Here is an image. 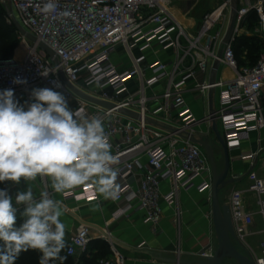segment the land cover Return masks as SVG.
Returning a JSON list of instances; mask_svg holds the SVG:
<instances>
[{
	"label": "built area",
	"instance_id": "obj_1",
	"mask_svg": "<svg viewBox=\"0 0 264 264\" xmlns=\"http://www.w3.org/2000/svg\"><path fill=\"white\" fill-rule=\"evenodd\" d=\"M230 1L222 0L206 12L197 31L190 33L170 14V0H53L55 9L47 14L41 11L47 0H3L18 18L10 16L6 21H15L33 41L29 44L20 35L24 49L20 60L0 59V91L13 89L26 109L33 88H52L64 94L71 110L103 120L118 161L114 167L119 170L118 198L107 199L116 207L114 220L137 211L154 232L162 204L174 208L179 217L180 193L196 191L211 202L209 157L195 141L212 132L215 122L228 152H240L241 142L257 133V150L240 156L250 166L247 186L232 190L227 205L238 241L245 243L254 236L250 232L253 216L244 210L245 194L255 196L264 226V175L252 171L257 159L264 169V137L260 136L264 132V51L249 65L245 55L240 57L241 64L233 50L241 36L264 40V0H237L234 33L229 44L223 45ZM251 14L257 17L252 34L248 29ZM167 52L170 57L160 59ZM215 64L227 68L232 78L196 80L197 73L204 75ZM15 77L27 83H13ZM66 83L112 108L83 99ZM189 92H196L198 98L217 92V107L197 117L186 99ZM203 125L205 131L199 129ZM0 190L7 191V186ZM63 197L81 204L100 200L90 184L67 190ZM261 235L260 255L251 252L254 264L264 261V228ZM89 242V228L82 226L69 239L66 255L85 254ZM199 256L210 257L211 249ZM99 264H124V259H101Z\"/></svg>",
	"mask_w": 264,
	"mask_h": 264
},
{
	"label": "clouds",
	"instance_id": "obj_2",
	"mask_svg": "<svg viewBox=\"0 0 264 264\" xmlns=\"http://www.w3.org/2000/svg\"><path fill=\"white\" fill-rule=\"evenodd\" d=\"M54 9L53 0H47L41 11L47 14ZM13 83L27 80L15 77ZM30 98L25 109L13 89L0 91V182L47 177L54 193L90 184L104 199H117L119 170L114 166L118 161L103 120L71 110L64 94L52 88H33ZM15 200L25 205L26 219L18 228L12 198L0 190V264H15L29 250L40 252L39 264H64L66 257L60 255L66 247L63 202L47 190L36 199L31 187L18 192Z\"/></svg>",
	"mask_w": 264,
	"mask_h": 264
},
{
	"label": "crops",
	"instance_id": "obj_3",
	"mask_svg": "<svg viewBox=\"0 0 264 264\" xmlns=\"http://www.w3.org/2000/svg\"><path fill=\"white\" fill-rule=\"evenodd\" d=\"M170 1V14L190 33L197 31L202 16L212 10V8L210 9L206 5L201 6V0H192L190 9L181 12L178 8L174 7L173 1ZM213 4L215 8L216 3ZM169 57L170 52H167V54H161L160 59H167ZM231 78L232 73L225 67H219L216 71L213 68L204 75L196 74V80L198 81L229 80ZM189 83L191 85L192 81H189ZM214 93H212V106L214 104ZM186 99L196 116L199 115L201 117L208 113L205 112L201 103H197L198 100L203 98H198L196 92H189L186 95ZM205 99L207 100L209 111L210 99L209 97ZM203 126L202 130L205 131L207 126ZM211 135H213L214 141L219 146L213 131L199 140L206 143L214 153L210 143L207 142V139ZM260 136L264 137V132H261ZM256 138L257 133L253 132L250 134L248 140L241 142L240 152H228L230 167L227 179L230 183L220 192L221 194L226 193V204L232 190L245 189L247 186L245 175L250 166L247 162L241 160L240 156L253 153L257 150ZM220 151L221 161L217 160L214 154L219 172L224 168L221 148ZM261 164L260 159H257L252 171H255L258 176L263 177L264 169ZM3 185L7 186V193L12 198L13 207L17 210L16 213L23 218H25L22 215L25 205L17 204L15 197L18 192H26L29 187L32 188L36 199H39L42 190H47L53 199L63 202L61 220L66 226V247L60 255H66L69 239L72 235L82 226L89 228L90 242L87 252L79 257H69L66 255V258L72 264H99L101 259H115L118 256L124 259V264H178L176 261H180L181 264H192L193 256H199L207 248L211 249L212 255L211 202L207 200L206 194H200L196 191L180 193L178 196V209L180 212L178 218L175 215L174 208L162 204L163 214L153 232L151 226L143 219L142 214L137 211L130 212L127 217L114 220L112 213L116 207L99 194L100 200L97 203L81 204L72 200H65L63 193H54L52 191L50 188V178L47 177L43 178V180L38 177L33 182L26 181L24 178H21L19 183L10 180L0 182V188ZM166 189V186L162 187L163 191H166ZM96 205H99V208L94 211L93 209ZM244 210L253 216L250 232L252 233V229L262 232L264 228L263 222L261 228H259L258 220L262 221V219L257 213L256 198L251 193L244 195ZM251 252H253L251 248L245 249L247 256L251 257ZM52 263L60 264L59 261H53Z\"/></svg>",
	"mask_w": 264,
	"mask_h": 264
},
{
	"label": "water",
	"instance_id": "obj_4",
	"mask_svg": "<svg viewBox=\"0 0 264 264\" xmlns=\"http://www.w3.org/2000/svg\"><path fill=\"white\" fill-rule=\"evenodd\" d=\"M0 4L4 5L3 0H0ZM230 17L229 23L227 26V30L225 36L223 38L222 44L228 45L232 39L235 21H236V9H237V0L230 1ZM14 25L19 30L20 35L24 36L28 40L33 41V39L28 36L14 21ZM40 47L47 52V54L52 57L53 54L50 50H48L45 46L40 44ZM216 71L218 69V64H215L213 67ZM67 84V83H66ZM67 86L75 92V94L79 95L83 99L92 102L96 105H99L104 108H112L111 104L101 102L86 96L75 90L72 86L67 84ZM209 111L212 112V92L209 94ZM123 115H128L133 118L137 116L127 111H122ZM152 125L157 126L156 123L150 122ZM212 131L218 141V144L223 152L224 159V168L221 172L217 169L214 153L212 149L203 141L196 140L195 142L203 147L206 151L210 165L212 170V187H211V220H212V255L210 257H202V256H193L192 264H254L252 258L250 256L242 255L233 245V242L237 241V238L234 233L232 219L230 215L229 206L227 204H221L219 194L222 189L230 183L227 179L229 174V157L226 145L216 128L215 122L212 123ZM203 251L200 253L202 254ZM176 263L181 264L180 261H176Z\"/></svg>",
	"mask_w": 264,
	"mask_h": 264
},
{
	"label": "trees",
	"instance_id": "obj_5",
	"mask_svg": "<svg viewBox=\"0 0 264 264\" xmlns=\"http://www.w3.org/2000/svg\"><path fill=\"white\" fill-rule=\"evenodd\" d=\"M7 12L4 6L0 4V59H9L13 56L15 51V58L19 59L24 49L20 44V33L15 25L9 24L7 20ZM248 29H251L257 22L255 14H251L249 17ZM20 44V45H19ZM233 50L237 60L241 63L240 57L245 55V59L249 65H254L258 59L260 53L264 51V40L259 43L256 42L254 37L241 36L236 39ZM25 218L16 213V227H20ZM40 252L36 250H29L22 252L19 258L15 261V264H39ZM66 257V255H61ZM51 264H53L51 262ZM64 264H72L69 259L66 258Z\"/></svg>",
	"mask_w": 264,
	"mask_h": 264
},
{
	"label": "rangeland",
	"instance_id": "obj_6",
	"mask_svg": "<svg viewBox=\"0 0 264 264\" xmlns=\"http://www.w3.org/2000/svg\"><path fill=\"white\" fill-rule=\"evenodd\" d=\"M172 1L174 3L173 4L174 7L178 8L181 12H185V11L189 10L191 5H192V0H172ZM220 1H222V0H201V2H202L201 6L206 5V6H208V8L213 9L214 8L213 3H216V6H217L220 3ZM4 9L7 12L8 17L12 16L13 18L18 19L17 13L14 9H12V11H11L10 8L6 5L4 6ZM252 32H253V29L251 28L249 30V33L252 34ZM253 37L256 39L257 43H259L261 41V39L258 36H253ZM27 42L29 44L32 43L30 40H28ZM13 56L15 57V51H14ZM18 60H20V59H18ZM213 98H214L213 99V101H214L213 102L214 103L213 108H216L217 107V98H218L217 92L214 93ZM197 103H201L203 105V109L205 110V112H208V103H207V100L205 98L198 100ZM197 117H200V116L197 115ZM203 128H204V126H200L199 129L202 130ZM218 128L220 129L219 125H218ZM209 138L207 139V142L210 143V146L213 148L216 159L221 161V151H220L219 146L214 141L213 135H211ZM219 198H220L221 204H226V198H227L226 193L225 194L220 193ZM258 224H259V228H261L262 221L260 219L258 220ZM252 233L255 236L247 238L245 243H248L249 247L251 248V250L254 253V256H259L260 255L259 245L263 241V237H262L261 232L259 230L252 229ZM245 243L237 240L236 242H233V245L242 255L247 256V254L245 253V249H246Z\"/></svg>",
	"mask_w": 264,
	"mask_h": 264
},
{
	"label": "bare ground",
	"instance_id": "obj_7",
	"mask_svg": "<svg viewBox=\"0 0 264 264\" xmlns=\"http://www.w3.org/2000/svg\"><path fill=\"white\" fill-rule=\"evenodd\" d=\"M19 45H20V44H19ZM20 58H21V57H20ZM20 58H19V59H20ZM14 59H15V60H17V61H19V60H18V59H16L15 57H14Z\"/></svg>",
	"mask_w": 264,
	"mask_h": 264
}]
</instances>
